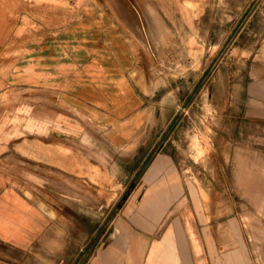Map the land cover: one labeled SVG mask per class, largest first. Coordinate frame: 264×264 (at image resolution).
Here are the masks:
<instances>
[{
  "label": "crops",
  "instance_id": "crops-1",
  "mask_svg": "<svg viewBox=\"0 0 264 264\" xmlns=\"http://www.w3.org/2000/svg\"><path fill=\"white\" fill-rule=\"evenodd\" d=\"M34 1L70 21L56 38L43 26L45 39L27 43L10 69L9 102H0V264H227L241 258L239 237L227 232L233 220L201 222L192 204L179 202L176 175L168 187H152L167 179L161 159L139 178L145 192L136 212L125 206L113 215L105 205L110 218L92 219L91 232L78 234V203L87 207L78 200V130L107 163L125 164L130 153L121 151L146 128L153 108L133 77L138 55L115 13L86 0ZM247 94L246 117L264 121V81L252 83ZM35 143L58 159H28ZM68 149L75 171H67L61 157ZM228 240L235 245L229 255L222 251Z\"/></svg>",
  "mask_w": 264,
  "mask_h": 264
},
{
  "label": "rangeland",
  "instance_id": "rangeland-1",
  "mask_svg": "<svg viewBox=\"0 0 264 264\" xmlns=\"http://www.w3.org/2000/svg\"><path fill=\"white\" fill-rule=\"evenodd\" d=\"M86 1L129 29L138 55L133 77L153 118L122 149L130 153L125 164L107 163L78 130V200L89 209L78 203V234L125 206L136 212L145 192L139 178L161 159L167 179L153 188L168 187L176 175L179 202L192 204L201 222H235L227 232L239 237L241 258L227 264H264V121L245 115L247 89L264 81V0ZM61 14L34 0H0V102H9L10 69L27 43L45 39L43 26L56 38L70 21ZM65 154L67 171H75L70 150ZM26 155L59 156L40 143ZM105 205L114 212L107 215ZM234 246L228 240L222 251L229 255Z\"/></svg>",
  "mask_w": 264,
  "mask_h": 264
}]
</instances>
